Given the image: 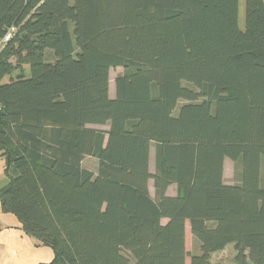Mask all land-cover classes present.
<instances>
[{"label":"trees","instance_id":"obj_1","mask_svg":"<svg viewBox=\"0 0 264 264\" xmlns=\"http://www.w3.org/2000/svg\"><path fill=\"white\" fill-rule=\"evenodd\" d=\"M240 2L0 0V200L41 264H187L188 222L190 264H264V0L244 27Z\"/></svg>","mask_w":264,"mask_h":264},{"label":"crops","instance_id":"obj_2","mask_svg":"<svg viewBox=\"0 0 264 264\" xmlns=\"http://www.w3.org/2000/svg\"><path fill=\"white\" fill-rule=\"evenodd\" d=\"M5 170L6 161L0 152V189L9 182ZM168 194L175 196L176 186H171ZM53 259L52 248L27 234L16 215L3 211L0 200V264H41Z\"/></svg>","mask_w":264,"mask_h":264},{"label":"rangeland","instance_id":"obj_3","mask_svg":"<svg viewBox=\"0 0 264 264\" xmlns=\"http://www.w3.org/2000/svg\"><path fill=\"white\" fill-rule=\"evenodd\" d=\"M244 20H245V0H241L240 2V24L244 27ZM47 59L50 61H54L55 57L53 55V52L50 50L46 51ZM25 71L28 74V66H25ZM124 72V69L122 67L112 68L110 72L111 76V82H110V95L111 97L115 96V79L122 75ZM17 73H15L13 76L15 77ZM10 77H7L4 81H9ZM184 103V101H181L178 108ZM91 127L108 130L109 125H92ZM151 165L150 169L152 172L155 171V144H152L151 147ZM83 165L85 168L92 170L94 172L98 169V160L93 157H86ZM241 169V165L236 163L235 161L227 158L225 160V171H224V179L227 184H235L238 182L237 179V173ZM263 179H264V169H263ZM150 192L153 198H156L155 189L153 186V180L150 181ZM164 223L167 222L166 219L163 220ZM186 248L188 252L187 257V264H190V256L194 254L200 253V243L199 241L194 237V235L191 232V226L188 222L186 225ZM210 264H240L237 261V252L235 250L234 244L228 245L223 251L214 253L211 259ZM247 264H252L250 261Z\"/></svg>","mask_w":264,"mask_h":264},{"label":"built area","instance_id":"obj_4","mask_svg":"<svg viewBox=\"0 0 264 264\" xmlns=\"http://www.w3.org/2000/svg\"><path fill=\"white\" fill-rule=\"evenodd\" d=\"M11 33L12 31L8 32L4 37L0 38V52L11 39Z\"/></svg>","mask_w":264,"mask_h":264}]
</instances>
